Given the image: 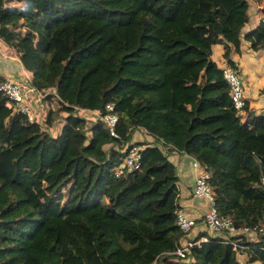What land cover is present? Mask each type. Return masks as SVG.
<instances>
[{
    "label": "trees",
    "instance_id": "trees-1",
    "mask_svg": "<svg viewBox=\"0 0 264 264\" xmlns=\"http://www.w3.org/2000/svg\"><path fill=\"white\" fill-rule=\"evenodd\" d=\"M246 9L245 0H0V40L24 67L39 65L33 89L65 113L58 125L51 112L47 128L29 123L0 92V264H264V240L245 237L235 252L201 234L185 258L173 255L178 176L163 151L209 173L220 218L264 222V114L246 101L234 109L212 61L219 45L238 74L241 39L264 52V22L242 35ZM139 130L151 146L132 143ZM129 145L145 147L140 168L116 178Z\"/></svg>",
    "mask_w": 264,
    "mask_h": 264
},
{
    "label": "built area",
    "instance_id": "built-area-1",
    "mask_svg": "<svg viewBox=\"0 0 264 264\" xmlns=\"http://www.w3.org/2000/svg\"><path fill=\"white\" fill-rule=\"evenodd\" d=\"M263 10L264 8H262L261 11L259 10V22H264V13H262ZM221 69L223 70V79L229 86L230 99L233 103L234 109L236 111H240L245 104L243 84L237 73L226 64H224ZM27 91L30 94L39 96L33 88H30ZM0 92L8 98L16 111L24 115L29 123H33L35 119L34 114L31 108L26 104L28 97L18 84H15L10 80L3 81L0 83ZM106 111L112 112L113 106L107 105ZM117 121L118 117L115 114H109L104 118V123L107 125L112 136H115L114 129ZM143 149L144 147H137L133 145L124 147L122 151V153H124V157L121 165L116 169V178L127 179L129 174L139 170L141 151ZM190 168L194 173L191 197L194 200L204 202L205 209L198 219L191 217L188 212L182 209L178 212L177 226L182 237L173 255L183 259L186 257L192 246L198 245L202 242V240L196 242L187 240L182 243V238H187L186 236L198 222H204L208 232L221 238L224 242L231 244L235 252L247 249L239 243L242 237H245L249 241H257L258 239L264 240V222L256 224L252 227H236L230 220L220 218L217 214L213 194L208 184L210 178L209 173L196 160L191 158ZM260 182L261 185L264 186V176L261 177ZM233 238L237 239L234 240Z\"/></svg>",
    "mask_w": 264,
    "mask_h": 264
},
{
    "label": "crops",
    "instance_id": "crops-1",
    "mask_svg": "<svg viewBox=\"0 0 264 264\" xmlns=\"http://www.w3.org/2000/svg\"><path fill=\"white\" fill-rule=\"evenodd\" d=\"M245 2L248 7V12L246 11L247 21L245 22L241 30L242 35H245L246 33L252 31L257 27L259 23V10L261 11V9L264 8V0H245ZM222 54H223V50L221 46L217 45L212 48V61L220 69L225 64V61L222 58ZM3 56L6 58L19 60V57L18 55H16V52L14 53V51L9 50L6 47L5 43L2 40H0V59ZM260 56H264V52H253L250 49L249 44L243 41L242 39H241L240 54L234 52L231 54V60L237 67V72L238 74H240L241 79L243 80L244 83L243 86L244 97H245V101L248 103L249 106L248 113L253 114L255 116L264 114V62L259 61ZM7 70H9V67H7ZM7 70L6 72L0 71V75L8 79L11 78L14 82L18 84L20 83L22 84V81H24L27 84L28 81L29 83L27 84V87L29 88L31 83L30 79L32 76H30L29 73L23 68L22 63H21V70H19L17 74H13V73L9 74ZM36 97L37 96L30 95L26 100V104L30 98L35 99ZM48 100H52L53 101L52 103L58 105V103L54 98H50ZM48 103H51V101H48ZM84 115L85 117L90 118L88 114H84ZM62 117H64V114L60 117V119L57 122L54 123H57L58 125ZM53 129H52L53 130L52 134L56 135V128L54 127ZM139 131H135L132 135V143L134 144L136 142H139L133 139L134 135ZM145 138L146 140L145 143L143 144H147L151 146L153 144L152 139L146 135ZM163 151L167 154L168 160L176 167L177 176H178L177 186L179 189L180 208L188 212L191 215V217L198 219L205 209V203L202 201L194 200L191 197V191L193 189L192 186L194 182V173L190 168V157L184 154H180L176 151H173L170 148H164ZM201 234H206L208 237H217L211 234L210 232H208V229L205 227L204 222H198L196 226L192 228V230L186 236L187 238H182V243L187 240H191V241L202 240V242H205L207 239L206 237H203L204 235L201 237L200 236ZM238 259L240 260V258ZM244 260H246V258H244ZM253 264H260V263L256 262Z\"/></svg>",
    "mask_w": 264,
    "mask_h": 264
},
{
    "label": "rangeland",
    "instance_id": "rangeland-1",
    "mask_svg": "<svg viewBox=\"0 0 264 264\" xmlns=\"http://www.w3.org/2000/svg\"><path fill=\"white\" fill-rule=\"evenodd\" d=\"M12 6H15V4H9V5H6L5 8H9V7H12ZM247 12H248V7H247ZM23 18H21L20 20H22ZM16 20H19V19H16ZM79 26H83L85 24V22H80L78 23ZM63 27H61L60 29L57 28L55 29L53 32L56 33V35L62 31ZM53 33V34H54ZM19 57V56H18ZM23 59L24 58H20L19 57V60L18 59H11V58H6V57H1L0 59V71L1 72H6L7 70V67H9V70H7V72L9 74H17L19 70H21V63L23 62ZM26 60V58H25ZM259 61L260 62H264V56H260L259 58ZM249 63V62H248ZM23 66V65H22ZM29 68H26L23 66V68L29 73L31 77L30 79V86L29 88L27 87V84L29 83L27 81V84L22 81V84H18L20 86V88H22V91L26 93V96L29 97L30 95L31 96H37V95H32L30 93H28V89L32 88V80L34 78V80H38L39 79V75H38V70H39V65L38 64H28ZM238 77L240 78L243 86H244V83H243V80L241 79V76L240 74H237ZM244 89V88H243ZM40 93V92H39ZM41 94V93H40ZM45 98V97H44ZM48 97H46L45 99H43V96H37L35 99H29L28 102H27V105L30 106L36 120L41 124L43 125L44 127L47 128L48 126V123L46 121L47 119V115L51 112V124L53 125L54 122H57L60 117L65 114L61 108L59 107V105H55V103H52L53 101L52 100H47ZM48 101H51V103H48ZM50 127V126H49ZM86 127H88V124H85L82 128L83 129H86ZM54 130V129H53ZM52 130V131H53ZM133 139L135 141H139V142H136V143H145V134L144 132L142 131H139L138 133H136L133 137ZM193 187V186H192ZM238 258H240L239 262L240 264H245V260L243 257L239 256Z\"/></svg>",
    "mask_w": 264,
    "mask_h": 264
}]
</instances>
